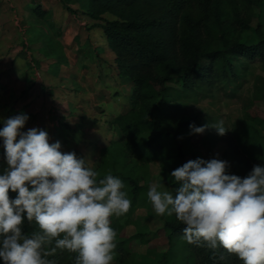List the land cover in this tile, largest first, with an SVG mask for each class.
<instances>
[{
  "label": "trees",
  "instance_id": "trees-1",
  "mask_svg": "<svg viewBox=\"0 0 264 264\" xmlns=\"http://www.w3.org/2000/svg\"><path fill=\"white\" fill-rule=\"evenodd\" d=\"M263 2L85 0L82 12L101 21L118 74L132 83L130 105L112 119L120 134L102 147L98 166L61 175L25 150L0 119V264H90L110 254L128 264L133 238L121 236V218L145 194L140 173L152 162L174 177L158 230L164 259L264 264V167L258 173L253 167L264 159V115L255 107L264 101V74L255 77L251 97L222 85L241 79V59L259 61L264 70L262 11L251 25ZM34 12L46 14L40 6ZM217 91L239 100L243 111L235 145L229 142L231 174L202 162L192 122L171 105L199 103ZM188 182L201 197L188 194Z\"/></svg>",
  "mask_w": 264,
  "mask_h": 264
},
{
  "label": "crops",
  "instance_id": "crops-1",
  "mask_svg": "<svg viewBox=\"0 0 264 264\" xmlns=\"http://www.w3.org/2000/svg\"><path fill=\"white\" fill-rule=\"evenodd\" d=\"M74 8L64 0H0V119L46 165L66 151L68 171L81 170L76 157L95 162L119 136L111 121L128 110L132 90L101 21L85 15L83 4Z\"/></svg>",
  "mask_w": 264,
  "mask_h": 264
},
{
  "label": "rangeland",
  "instance_id": "rangeland-1",
  "mask_svg": "<svg viewBox=\"0 0 264 264\" xmlns=\"http://www.w3.org/2000/svg\"><path fill=\"white\" fill-rule=\"evenodd\" d=\"M85 0H64L65 6H68L73 12L74 7L81 8ZM262 11L264 20V2L261 10L255 9V16L252 20L254 28L258 23L259 12ZM109 18H113L108 15ZM107 18V17H106ZM247 41H252V35L249 33ZM239 67L241 79L244 81L242 87H238L241 79L237 82H223L222 85L227 91L237 92L241 96L251 97L253 93V82L257 75H263V65L259 61L248 62L241 59L236 63ZM123 78V77H122ZM176 105L182 114L184 120L192 122V145L193 148L202 155V162L206 163L215 171L231 174L235 167V161L229 155L230 145H235L234 134L239 130V122L242 121L243 111L241 103L237 99L228 98L223 92L217 91L214 98L203 100L199 103L179 102ZM257 112L264 115V101L257 102L255 105ZM84 143V142H83ZM91 144V143H90ZM89 144V145H90ZM86 145V147H90ZM76 150L84 152L82 146H77ZM25 148V147H24ZM25 150H28L25 148ZM67 152H58L57 156L46 158L47 168L53 175H61L68 171L69 162L65 157ZM100 157V156H99ZM52 158V159H51ZM74 165L85 171L87 167L94 170L99 163V158L92 164L88 159L75 158ZM82 161V162H81ZM87 164V165H85ZM90 164V165H89ZM253 167L258 173L264 167V159L254 162ZM141 185H146V192L134 204L130 215H122L121 223L124 224L122 237L133 238L131 240L132 255L128 264H171L169 258L164 259L163 253L166 248L162 244L161 236L158 230L162 227L161 216L166 213L165 203L168 198V186L174 180L173 174L163 172L157 162H152L148 166H143L140 173ZM187 192L193 197H201L202 194L192 182L186 183ZM162 204L158 209L156 202ZM129 202V201H128ZM122 214L127 211L124 205H117ZM129 221L126 223L125 221ZM143 236L149 240V243H143L137 236ZM264 243V231L261 235ZM90 264H118L116 255L110 254L106 258L90 261Z\"/></svg>",
  "mask_w": 264,
  "mask_h": 264
}]
</instances>
